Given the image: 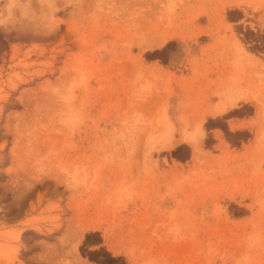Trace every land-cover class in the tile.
I'll return each mask as SVG.
<instances>
[{
	"label": "rangeland",
	"instance_id": "obj_1",
	"mask_svg": "<svg viewBox=\"0 0 264 264\" xmlns=\"http://www.w3.org/2000/svg\"><path fill=\"white\" fill-rule=\"evenodd\" d=\"M246 29L264 32V0H0V264H95L89 232L123 264H264ZM234 110L238 145L205 129Z\"/></svg>",
	"mask_w": 264,
	"mask_h": 264
},
{
	"label": "trees",
	"instance_id": "obj_2",
	"mask_svg": "<svg viewBox=\"0 0 264 264\" xmlns=\"http://www.w3.org/2000/svg\"><path fill=\"white\" fill-rule=\"evenodd\" d=\"M238 15L240 16L238 19L241 18V14L236 10H231L227 13L228 20L231 22L237 21L233 20L232 16ZM242 34V40L245 43L252 45V51H264V32L259 34L255 33L250 29H246ZM172 45V43H168L164 48L161 50H155L151 53H146L145 58L148 61H152L155 59H161L160 57L163 56L168 48ZM240 110H234L224 117L220 119H209L205 123V129L209 131L213 128H219L222 130L224 135L226 136L227 140H231L232 143L235 145H238L241 141H245L249 138V134L246 131L242 132H235L231 133L228 131L224 120L233 117L234 115L238 114ZM211 139L207 140V143L210 142ZM184 152L185 154L182 155L181 152ZM171 156L175 158L178 161H186L189 157V148L186 145H180L176 149H174L171 152ZM101 239L98 232H89L85 234L84 241L82 246L80 247V251L82 255L87 254V257L89 261L95 263V264H123L120 260V257H113L109 252H107L104 248L99 247L98 250L95 251H87L86 247L89 245H100ZM119 261L121 263H119Z\"/></svg>",
	"mask_w": 264,
	"mask_h": 264
},
{
	"label": "bare ground",
	"instance_id": "obj_3",
	"mask_svg": "<svg viewBox=\"0 0 264 264\" xmlns=\"http://www.w3.org/2000/svg\"><path fill=\"white\" fill-rule=\"evenodd\" d=\"M219 111L220 110L218 108V110L216 111V113H218ZM183 140L189 144V146L193 149L194 154H196L197 153V150H198V146H199L198 141L195 138H192V137H189L188 138V136L185 139H183ZM76 258L80 262V264H90L89 262L84 261L77 253H76Z\"/></svg>",
	"mask_w": 264,
	"mask_h": 264
}]
</instances>
